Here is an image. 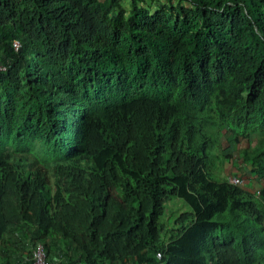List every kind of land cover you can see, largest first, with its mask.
I'll return each instance as SVG.
<instances>
[{
    "label": "trees",
    "instance_id": "obj_1",
    "mask_svg": "<svg viewBox=\"0 0 264 264\" xmlns=\"http://www.w3.org/2000/svg\"><path fill=\"white\" fill-rule=\"evenodd\" d=\"M222 128L264 181V0H0V264H264Z\"/></svg>",
    "mask_w": 264,
    "mask_h": 264
},
{
    "label": "rangeland",
    "instance_id": "obj_2",
    "mask_svg": "<svg viewBox=\"0 0 264 264\" xmlns=\"http://www.w3.org/2000/svg\"><path fill=\"white\" fill-rule=\"evenodd\" d=\"M222 129L225 134L223 143V146L225 148L224 151L229 156L226 159V164H223V170L225 171L223 175L224 178L228 179L233 175L241 176L242 178H244V184L247 186H251V184L254 183V180L259 182L260 185H263L264 181L261 182L258 180L251 163L244 159V150L247 149L249 145L248 139H243V137H235L232 134L228 133L225 128ZM250 140L255 142L254 149H257L260 146V143L257 144V136L255 134H252ZM260 148H264V142L261 144ZM220 167L221 166L218 165V168ZM218 168L216 167L215 169L214 177L220 179L217 175ZM190 213H192L191 207L181 199L176 198L169 203L163 221L173 223L178 220L181 215ZM57 254L58 253L56 252L52 253L54 261L60 259L57 257ZM20 260H23L21 252L18 253V256H14V261L18 262Z\"/></svg>",
    "mask_w": 264,
    "mask_h": 264
},
{
    "label": "built area",
    "instance_id": "obj_3",
    "mask_svg": "<svg viewBox=\"0 0 264 264\" xmlns=\"http://www.w3.org/2000/svg\"><path fill=\"white\" fill-rule=\"evenodd\" d=\"M229 181L233 184H242L243 180L239 176H231ZM34 264H56L48 257L43 243H37L34 247ZM62 264V263H60Z\"/></svg>",
    "mask_w": 264,
    "mask_h": 264
},
{
    "label": "crops",
    "instance_id": "obj_4",
    "mask_svg": "<svg viewBox=\"0 0 264 264\" xmlns=\"http://www.w3.org/2000/svg\"><path fill=\"white\" fill-rule=\"evenodd\" d=\"M254 183H252L251 184V186H249V187H251L252 189H254V190H257V189H259L260 187H262V185H260V183L259 182H257V181H253ZM258 183H259V185H258Z\"/></svg>",
    "mask_w": 264,
    "mask_h": 264
}]
</instances>
